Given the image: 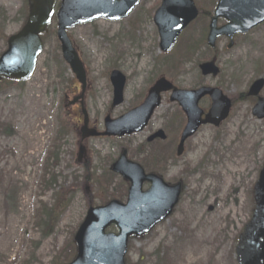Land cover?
Here are the masks:
<instances>
[{
  "label": "rangeland",
  "instance_id": "1",
  "mask_svg": "<svg viewBox=\"0 0 264 264\" xmlns=\"http://www.w3.org/2000/svg\"><path fill=\"white\" fill-rule=\"evenodd\" d=\"M198 1L205 11L214 3ZM159 2L142 0L126 19L102 18L68 30L86 66L85 104L93 126L103 129L107 114L116 118L139 105L162 74L182 88L200 81L197 66L209 56L203 49L182 63L178 75L170 74L163 63L168 53L159 47L153 22ZM26 10L27 0H0V52L7 47L6 38L20 29ZM56 28L54 21L32 78L24 84H0V264L70 261L74 255L66 247L70 244L76 251L73 239L88 207L114 197L126 201L121 193L127 184L122 188V178L110 170L122 149H128L131 159L142 164L147 162L148 151L160 149L161 144L175 152L173 143L184 124L177 104L164 95L162 106L142 133L86 139V159L77 162L82 116L65 108V94L73 97L81 89L62 57ZM198 28L195 24L194 30ZM227 43L221 39L218 45L222 73L205 81L239 96L255 78L264 76V24L237 36L232 49L226 48ZM171 52L175 58L178 47ZM113 69L128 78L125 101L115 108H111L109 78ZM61 73L62 80L57 78ZM253 105L252 99L239 100L219 128L203 126L186 142L184 154L174 155L178 165L168 171L148 161L147 166L168 182L182 179L184 188L166 221L151 233L130 239L127 263L238 264L235 247L253 212V186L264 160V119L253 116ZM176 111L178 115H171ZM158 129L166 131L168 140L148 143L147 137ZM52 146L60 148L48 162ZM185 164L195 173L184 168ZM108 230L118 231L116 225Z\"/></svg>",
  "mask_w": 264,
  "mask_h": 264
},
{
  "label": "water",
  "instance_id": "2",
  "mask_svg": "<svg viewBox=\"0 0 264 264\" xmlns=\"http://www.w3.org/2000/svg\"><path fill=\"white\" fill-rule=\"evenodd\" d=\"M140 0H63L59 16L58 35L63 42L65 59L77 73L85 88V72L82 62L72 47L66 28L76 23L88 21L100 16L120 18L126 16ZM30 15L25 27L9 39V48L0 58V78L6 76L13 79L28 78L36 64L37 56L42 49L39 32L43 31L53 13L54 0H29ZM176 8L172 11L173 21H167L164 13L170 5ZM246 10L250 17L243 22L237 21L242 10ZM198 14L193 0H183L174 4L173 0H165L163 8L158 11L156 22L159 25L162 42L161 47L168 50L181 30ZM225 16L230 23L217 28V17ZM264 20V0H220L216 16L211 23L209 43L215 44L219 35L226 34L232 37L236 32H245L254 24ZM204 74L217 75L219 69L214 61L201 65ZM112 81L115 85V99L113 106L123 101V88L125 77L120 71H113ZM264 86V79L253 83L249 95H258ZM170 85L161 79L151 90L150 96L144 106L134 110L120 119H106L107 130L103 134L123 135L133 131H140L149 121L154 108L159 104L160 92ZM210 93L214 103L209 114L202 119V111L198 109L199 99ZM188 114V124L183 132L179 153L183 150L184 141L191 136L202 123L211 122L218 125L228 116L231 106L230 100L218 89L201 88L197 91L181 92L174 95ZM140 111L139 114H133ZM258 117H264V98L260 97L254 108ZM87 121V120H86ZM84 136L97 135L95 130L82 129ZM162 136V131L151 137ZM115 171L122 173L125 178H131L133 185L130 189V199L127 206L118 201H112L107 206L90 208L87 216L76 234L78 243L77 258L70 264H124V255L127 249L128 237L131 234L148 232L160 220L171 213L177 203L181 184L167 187L157 176L144 175L143 169L136 163L129 161L125 153L113 166ZM134 169L140 175L135 173ZM149 179L154 182L150 195L140 192V184ZM255 210L251 220L246 224L240 235L237 246V260L239 264H264V167L255 186ZM136 201V202H134ZM116 222L120 234H106V227Z\"/></svg>",
  "mask_w": 264,
  "mask_h": 264
},
{
  "label": "flooded vegetation",
  "instance_id": "3",
  "mask_svg": "<svg viewBox=\"0 0 264 264\" xmlns=\"http://www.w3.org/2000/svg\"><path fill=\"white\" fill-rule=\"evenodd\" d=\"M66 101H67V105H70V97L69 95L67 94L66 95ZM177 104V103H175ZM200 105L205 109V110H208V108L210 107L211 105V102H210V99L209 98H204L202 99V101L200 102ZM162 106V105H161ZM178 106V104H177ZM71 110H76L77 113L79 112V110H81V105L79 103H76V104H73L71 105ZM178 111H176L175 113H171V115H178L177 114ZM168 114V113H166ZM169 116V115H168ZM177 119V117H174ZM184 127V126H183ZM175 131L178 133L179 132V126L178 124L175 125L174 127ZM176 141H177V138H176ZM175 141L174 144H176L177 142ZM163 163H161L159 165V168L162 169L163 171H168L171 167L175 166V165H178L177 164V160L176 158L174 157V154L172 153L169 157H167L166 159H163L162 160Z\"/></svg>",
  "mask_w": 264,
  "mask_h": 264
},
{
  "label": "trees",
  "instance_id": "4",
  "mask_svg": "<svg viewBox=\"0 0 264 264\" xmlns=\"http://www.w3.org/2000/svg\"><path fill=\"white\" fill-rule=\"evenodd\" d=\"M69 246H67L66 247V250H68V252L70 253V255L71 254H73L74 255V248L72 247V246H70V244H68ZM67 252V251H66ZM69 255V256H70ZM67 259H69V257L67 258Z\"/></svg>",
  "mask_w": 264,
  "mask_h": 264
},
{
  "label": "bare ground",
  "instance_id": "5",
  "mask_svg": "<svg viewBox=\"0 0 264 264\" xmlns=\"http://www.w3.org/2000/svg\"><path fill=\"white\" fill-rule=\"evenodd\" d=\"M184 168H187V169H193V167H192L190 164H185V165H184ZM128 264H131V262L128 263Z\"/></svg>",
  "mask_w": 264,
  "mask_h": 264
}]
</instances>
